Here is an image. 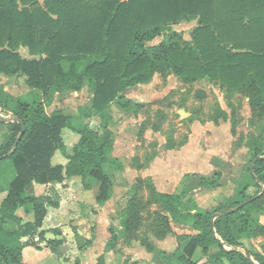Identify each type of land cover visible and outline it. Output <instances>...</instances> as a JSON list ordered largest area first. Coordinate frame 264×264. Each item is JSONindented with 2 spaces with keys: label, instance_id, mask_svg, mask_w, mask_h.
<instances>
[{
  "label": "trees",
  "instance_id": "16d2710c",
  "mask_svg": "<svg viewBox=\"0 0 264 264\" xmlns=\"http://www.w3.org/2000/svg\"><path fill=\"white\" fill-rule=\"evenodd\" d=\"M190 19H197L198 26L190 41H184L171 27ZM169 33L168 43L150 45ZM21 48L28 57L18 53ZM168 72L185 84L209 80L231 94L246 91L250 108L264 113V0H0V79L23 76L26 86L42 95L23 100L0 88V116L17 119L0 120V128L8 130L0 138V194L6 192L0 203V264H24L25 247L38 250L45 243L56 253L63 245L60 239L46 240L42 231L48 209L58 208V200L35 195L34 185L78 179L85 191L97 187L98 206L112 198L114 183L103 167L121 173L123 165L113 156L109 107L115 104L121 111L136 113L142 104L124 93ZM84 88L91 92L90 106H79L75 115L59 108L48 113L53 95ZM198 96L204 98L202 93ZM94 116L98 128L83 123ZM75 117L79 121L74 123ZM64 129L78 136L70 154L62 138ZM57 152L67 159L65 165L52 164ZM252 163L256 193L240 202L231 200L216 212L195 208L192 199L185 201L187 192L154 190L147 204L161 209L154 219L156 236L164 238L173 222L198 233L180 240L186 242L189 258L199 248L214 264H264V254L241 250L242 241L255 236L252 226L264 207L261 146ZM219 177L203 176L199 186L214 189ZM245 189L239 187L237 195L244 197ZM134 190L135 186L127 192L120 228L109 230L108 251L120 238L131 243L139 230L141 204ZM20 209L30 211L32 219L24 222L17 214ZM216 213L220 215L212 224ZM140 245L153 254L154 264H174L173 255L143 240ZM213 248L218 251L211 254ZM96 264H104L103 258ZM184 264L197 263L189 259Z\"/></svg>",
  "mask_w": 264,
  "mask_h": 264
},
{
  "label": "rangeland",
  "instance_id": "374dc122",
  "mask_svg": "<svg viewBox=\"0 0 264 264\" xmlns=\"http://www.w3.org/2000/svg\"><path fill=\"white\" fill-rule=\"evenodd\" d=\"M197 26L198 20L190 19L172 26L171 29L182 33L184 41H190V34ZM169 38L170 33L155 39L150 45L168 43ZM18 53L28 57L23 48ZM0 88L14 98H42L40 92L26 86L23 76H2ZM198 93H202L204 98L200 99ZM124 96L140 102L138 104L142 106L136 113L121 111L115 104L109 107L110 127H113L115 133L113 155L123 165V171L118 176L116 172L108 171L115 183L116 198H111L109 203L93 209L91 204L96 202L93 199L91 203L92 190L86 191L85 196L90 195V198L83 200L82 207L72 206L65 211L72 240L67 239L70 243L63 244L56 253L52 252L54 255L51 259H44L38 264H95V260L104 256L105 260L115 261V264H126L125 262H130L133 258H142V253H133L141 240L156 248L161 239L153 231L155 215L161 213V209L147 204L154 190L170 194L187 192L185 201L192 199L194 207L205 212L225 209L231 200L240 202L256 193L250 171L255 151L259 146L264 150V113L250 108L246 91L231 94L224 87L209 80L185 84L168 72L163 76L156 75L147 85L129 89ZM91 98L88 88L79 92L55 94L47 111L50 113L59 108L65 114L75 115L79 106H90ZM180 110L187 115L180 118ZM3 117L11 118L9 114H3ZM78 121L75 117L74 123ZM82 121L93 128L99 126L96 116ZM7 134V128L1 127V140ZM62 138L71 153V147L78 136L64 129ZM51 161L55 165L61 163V154L57 152ZM186 173L189 174L183 176ZM216 173L220 174L218 187L204 190L199 186L201 177H211ZM182 176L183 179L178 185ZM133 186L136 187L134 196L141 204L140 227L132 235L135 243L129 246L120 238L115 242V249L108 253L106 240L110 237L109 230L120 228V218L128 199L123 193L129 192ZM241 186H246L244 197L237 195ZM33 192L35 195L48 193L54 200L59 199L56 186L48 189L33 188ZM5 196L6 192L0 194V203ZM111 203L113 209H108L106 213L107 206ZM25 210L20 209L17 214L24 222H28L32 215ZM252 232L255 236L244 239V248L241 250L244 253L250 250L252 254H264V207L252 226ZM176 233L173 227L166 242L173 245L175 238L170 235ZM86 237L89 240L86 241ZM185 244L182 241L181 247ZM61 248L64 249L59 251ZM165 248L170 249L167 244ZM41 249L38 251H42ZM141 250L145 251V248L142 247ZM217 251L214 248L210 253ZM201 260H197L198 264H214L208 257Z\"/></svg>",
  "mask_w": 264,
  "mask_h": 264
},
{
  "label": "crops",
  "instance_id": "0c3cea01",
  "mask_svg": "<svg viewBox=\"0 0 264 264\" xmlns=\"http://www.w3.org/2000/svg\"><path fill=\"white\" fill-rule=\"evenodd\" d=\"M138 86L142 87L144 85H138ZM127 99H129V98H127ZM130 101H132V100H130ZM132 102H136V101H132ZM136 103H140V102H136ZM67 154H70V152L68 151ZM61 157H62V162L59 163V164L60 165H65L67 163V159L64 156H62V155H61ZM114 157H116V156H114ZM103 169L112 178V174H110L108 172L110 170H108L105 167H103ZM118 174L119 173H116L117 176H118ZM187 174H189V173H186L183 176H185ZM183 176L180 178V180L178 182V185L181 183V181L183 179ZM54 186H56V189H58V193H59L58 194L59 195L58 203H59V206L56 209H54V208H49L48 209V214H47L46 219L44 220V223H43V226H42V231H44V233H45V239L46 240L60 239V240L63 241V244H68L70 242H68L67 239L72 240L71 239L72 236L70 235V233H72V232L70 231V225H69V222L67 221L68 219L65 216V211L68 208L72 207V206L82 207L83 203H84L83 200L85 198H90L91 197V203H92V200L94 199V197L96 196V193H97V187H94L92 189L91 196L90 195L85 196L84 193L86 191L82 189L79 180L78 179H71V180H65L61 184H50V185H47V186L34 185V189H37L39 187H44V188L48 189V188L54 187ZM160 193H166V192H160ZM124 194L127 195V192H124L123 195ZM167 194H170V193H167ZM45 195H49L50 196V194H48V193H46ZM116 196H117V193H116V187H115V183H114V193L112 195V200H114V198H116ZM3 199L4 198L2 197V200ZM109 201H108V203H109ZM93 203L91 204L93 209H95L96 207L97 208L99 207L95 203L94 204ZM110 208L113 209L112 203L107 206L106 211L105 210H103V211L108 213V209H110ZM215 216H219V215H215ZM173 227H175V230L177 232L176 234L170 235V236H173L175 238L174 244L171 245V244L166 242L167 241L166 238L168 237V234H169L168 233L164 238L160 239L157 242V246L158 247H156V248L161 250V251H164L167 254L173 255L174 256V264H184L189 259H190L191 262H196L198 264L199 262H197V260H201L205 256L204 254H202L201 249L197 248L194 251L192 257L189 258V254L184 249L185 245L183 247H181L182 242L180 241L181 238L184 237V236H194V235H197L198 233L193 231L189 227H185L183 225L175 224L173 222H170L171 231H173ZM55 231H59V233L55 234ZM179 231H181V233H178ZM37 240L38 239L36 238L35 241H37ZM85 240L87 241V240H89V238L86 237ZM109 240H110V237H109V239L106 240V242L108 243ZM133 243H135V241L134 242L132 241V243H129L128 245L130 246ZM166 244L170 248L169 250L165 248ZM138 245H139L138 247H135L137 249L133 250V253L136 254V252L137 253L140 252V253L143 254V257L142 258H135V259L133 258L130 262H125V263L126 264H132V263H135V262L136 263L139 262V264H154L153 260H152L153 259V254L148 253L146 250L145 251L141 250L142 247H141L140 243ZM39 247L42 248L41 249L42 251H38L36 248H33V247H25L23 249V251H22V259H23V263L24 264H38V263H41L44 259H49V258L51 259V257L54 255L48 249H45L44 243L39 244ZM225 249L226 250H230V248H227V247H225ZM47 250H48L49 254H48ZM109 252H111V251H108V253ZM206 257H208V256H206ZM206 257H204L203 259H205ZM97 258H98V256H97ZM103 260H104V264H115V261L110 262L108 259L105 260V256L103 257ZM95 261H96L95 262V264H96L97 260H95ZM202 264H206V263L204 262ZM254 264H257V263L255 262Z\"/></svg>",
  "mask_w": 264,
  "mask_h": 264
},
{
  "label": "water",
  "instance_id": "95a60500",
  "mask_svg": "<svg viewBox=\"0 0 264 264\" xmlns=\"http://www.w3.org/2000/svg\"><path fill=\"white\" fill-rule=\"evenodd\" d=\"M178 114H179L180 118H183V117H185V116L187 115V114H186L184 111H182V110H180V111L178 112ZM0 120H1L2 122H4V123H17V119H16V118L6 119V118H3L2 116H0ZM23 132H24V129H22V132L20 133L18 139L21 138V136L23 135ZM217 217H218V216H214V217L212 218V224L214 223V220H215ZM63 249H64V248H61L59 251H62Z\"/></svg>",
  "mask_w": 264,
  "mask_h": 264
}]
</instances>
